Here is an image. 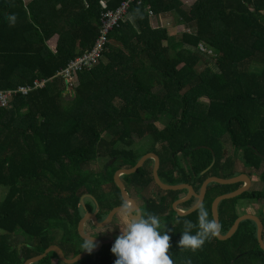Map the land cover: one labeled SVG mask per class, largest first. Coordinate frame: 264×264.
<instances>
[{
    "label": "trees",
    "instance_id": "1",
    "mask_svg": "<svg viewBox=\"0 0 264 264\" xmlns=\"http://www.w3.org/2000/svg\"><path fill=\"white\" fill-rule=\"evenodd\" d=\"M122 1L110 0L109 7ZM99 3L0 0V186L8 189L0 199V264H24L51 245L67 258L84 252L77 226L86 214L102 223L120 206L116 171L134 167L147 153L158 156L164 183L190 184L197 193L211 176L260 171L264 182V0H198L192 7L182 0L134 3L109 35L101 60L67 83L58 72L92 50L99 37ZM166 13L189 30L180 40L162 27ZM55 37L53 52L48 43ZM202 45L211 55L200 51ZM36 80L45 83L19 92ZM10 92L5 106L1 94ZM135 138L150 149L135 148ZM106 158L102 168H90ZM152 167L147 159L121 180L137 205L143 190L155 188L139 212L158 215L161 229H171L173 264H264L251 258L264 251L249 221L228 241L215 236L195 251L179 248L183 221L195 222L197 212L181 217L175 205L189 190H162ZM242 186L208 185L203 204L210 216L215 198ZM197 200L193 196L180 208L188 212ZM250 200L264 206V190L222 201L221 235ZM17 236L24 238L21 246ZM114 239L74 264H113ZM34 264L65 263L51 252Z\"/></svg>",
    "mask_w": 264,
    "mask_h": 264
},
{
    "label": "clouds",
    "instance_id": "2",
    "mask_svg": "<svg viewBox=\"0 0 264 264\" xmlns=\"http://www.w3.org/2000/svg\"><path fill=\"white\" fill-rule=\"evenodd\" d=\"M197 210L196 221L185 219L183 231L177 242L179 248L195 251L204 242L215 237L220 231V224L209 209L199 200L194 203ZM123 226L111 245L114 254L113 264H173L170 248V235L166 225L161 229L158 215L141 214L129 199H123L118 209ZM195 229L193 232L192 230ZM91 236L84 238V250L91 252L95 245ZM187 264H191L190 261Z\"/></svg>",
    "mask_w": 264,
    "mask_h": 264
},
{
    "label": "water",
    "instance_id": "3",
    "mask_svg": "<svg viewBox=\"0 0 264 264\" xmlns=\"http://www.w3.org/2000/svg\"><path fill=\"white\" fill-rule=\"evenodd\" d=\"M147 159H152L154 161V167H152V171H153V177L155 180L156 185L161 188L162 190H183V189H187L189 190V195L187 198L178 201V203L175 205V209L178 212V214L181 217H187L190 216L192 214H194L195 212H197L196 208L188 211V212H181L177 209L178 206L182 205L183 203H186L187 200H189L190 198H192L193 196H195L200 202L204 203V199L206 196V192H207V187L208 185H210L211 183H219L222 185H232V184H236V183H243V186L231 193L228 194H224L221 196H218L217 198H215V200L213 201L212 204V216H214L216 218V220L219 222V214H218V207L219 205L222 203L223 200H227V199H233L236 198L240 195H242L243 193L247 192L250 189L251 186V179L249 176L242 174L239 176H236L234 178H230V179H223V178H219L216 176H211L209 178H207L202 186H201V192L197 193L195 191V188L190 185V184H180V185H169L164 183L158 174L159 171V167H160V160L158 158V156L156 154L153 153H147L145 155H143L138 161L137 164L132 167V168H121L119 170L116 171L115 175H114V180L116 185L118 186V188L121 191V195L123 199H129L131 200L136 209V201L129 195L126 186L124 185L123 181L121 180V177L123 175H130L133 174L135 172H137V170L143 165V163L145 162V160ZM118 208H115L111 211V213L109 214V216L107 217V219L102 222L99 223L96 215L95 214H86L85 217L81 220V222L79 223V226H77V232H79L80 236L84 239L86 236H90L88 234H86L85 232V225L88 222H92V224L96 227V228H106L108 227L114 220V218L117 215H120ZM138 210V209H137ZM139 211V210H138ZM246 221H253L257 224L258 226V242L260 243L261 247H263L264 250V244H263V225H261V223L252 216L249 215H244L242 217H240L233 225V227L231 228V230L227 233V235L223 236L219 233L216 235L218 240H222V241H228L229 239H231L238 231L239 226L241 223L246 222ZM91 241L93 244H95V247L92 249L91 252L89 251H84L80 254H77L75 257L73 258H67L66 255L64 254L63 250L57 246V245H51L49 248H47L45 250V252L39 256L33 257L29 260H27L24 264H34L37 263L41 260H43L48 254H50L51 252H55L59 258L60 261H62L65 264H74L76 262L81 261L82 259H84L86 256L90 255V254H95L97 252H99L103 246V242L94 236L90 237ZM1 244H2V232L0 230V248H1Z\"/></svg>",
    "mask_w": 264,
    "mask_h": 264
},
{
    "label": "built area",
    "instance_id": "4",
    "mask_svg": "<svg viewBox=\"0 0 264 264\" xmlns=\"http://www.w3.org/2000/svg\"><path fill=\"white\" fill-rule=\"evenodd\" d=\"M110 0H100V27H99V37L97 38L95 45L92 50L86 53L84 56L80 57L75 61H71L65 68H62L58 75L62 76L66 82H70L77 72H80L84 68H89L96 65L102 58L105 47L108 43V37L111 33L120 27V24L127 19L128 10L130 7L136 3L138 5L142 4V0H123L121 4L115 9L109 7ZM200 51L203 54L211 55L203 45L200 46ZM44 81L36 80L33 87H20L19 92L22 94H28L30 90L37 87H42ZM9 98H12V93L1 94V99L3 100V105L7 106Z\"/></svg>",
    "mask_w": 264,
    "mask_h": 264
},
{
    "label": "rangeland",
    "instance_id": "5",
    "mask_svg": "<svg viewBox=\"0 0 264 264\" xmlns=\"http://www.w3.org/2000/svg\"><path fill=\"white\" fill-rule=\"evenodd\" d=\"M192 3L194 2V0H190ZM28 2V1H27ZM177 21H178V17L173 14L171 16V19L168 20V26H166L165 24H163V26L167 27L168 30H171V36L175 39H179L181 38L185 32H187L188 30H184L183 27L179 28V25L177 24ZM162 25V23H161ZM49 44V43H48ZM50 47L52 48V43L49 44ZM202 101L206 102L207 101V98H202ZM135 148H139L140 146L143 147V149H150V144L149 143H145V145H143L142 143V140H138V138H135ZM152 148V146H151ZM109 161V159H100L98 160L97 162H95L94 164H91L90 168L91 169H97L98 170V167L102 168L103 166H105V164ZM112 165L114 164V160L111 161ZM183 164H186L183 162ZM114 171H115V168H114ZM259 173L260 171H255V174H253L254 178L252 180V186L254 188H251V190L255 189V188H260L261 187V182L257 179H258V176H259ZM155 191V188L154 187H150V188H146L145 190H143L141 192V196H139V200L137 199V203L138 205L136 204L137 206V209L140 210V205L142 203V198L144 196H147L150 192V191ZM7 191L8 189L4 186H0V199H2L3 196H5L7 194ZM135 197H138V196H135ZM133 198V197H132ZM241 206V209L243 208V210H246L248 212H251L250 210V207H249V201H244V203L240 204ZM177 209L181 212H185L183 211L180 206L177 207ZM245 212L241 211V214H244ZM123 226V221H122V217L121 215H118L116 216V220L115 222L107 229H95L94 227H92L90 225V223L88 222L86 225H85V232L88 234V235H91V236H95L97 238H100V240H102L103 244L105 243H108L110 242L114 237H116L118 234H119V228L118 227H122ZM24 238L22 236H17L15 238V243L17 244V246H21L23 243H24ZM56 261V259H54V262Z\"/></svg>",
    "mask_w": 264,
    "mask_h": 264
},
{
    "label": "flooded vegetation",
    "instance_id": "6",
    "mask_svg": "<svg viewBox=\"0 0 264 264\" xmlns=\"http://www.w3.org/2000/svg\"><path fill=\"white\" fill-rule=\"evenodd\" d=\"M245 175H247V174H245ZM253 178H254V176L250 177V179H251V186H250V189L249 190H251V188H254L252 186L253 185L252 184ZM254 180H255V178H254ZM258 180L259 179H257V181ZM253 190L263 191L264 190V182H261V187L260 188H255ZM249 207L251 209L250 210L251 212H248L246 210H243L245 213L242 214V215H249V216L255 217L261 223V225H263V244H264V206H261V204L257 200H250L249 201ZM249 222H252L254 224L255 229H256V237H257L258 236V226H257V224L255 222H253V221H249ZM90 225H93V224L91 223ZM257 241H258V237H257ZM258 244H259L260 248L263 249V247H261V245H260L259 242H258ZM257 253H259V252H257ZM251 258H257L259 261L264 259L263 255H260V254H255V255L251 256Z\"/></svg>",
    "mask_w": 264,
    "mask_h": 264
},
{
    "label": "crops",
    "instance_id": "7",
    "mask_svg": "<svg viewBox=\"0 0 264 264\" xmlns=\"http://www.w3.org/2000/svg\"><path fill=\"white\" fill-rule=\"evenodd\" d=\"M27 1L29 2V1H31V0H25L26 3H27ZM182 1L184 2V4H185L186 7H192V6H193L198 0H194L193 3H192L190 0H182ZM172 15H173V14L166 13V14H163V15L160 17V23H162V27L167 28V27L163 26V24H165L166 26H168V20L171 19V16H172ZM177 24L179 25V28L183 27L184 30H188L182 22L177 21ZM168 31H169V33H171V30H168ZM188 31H189V30H188ZM188 31H187V32H188ZM185 33H186V32H185ZM185 33H184V34H185ZM179 40H180V38H179ZM57 41H58V37H55V38H53V39L49 42V44L52 43V48H51L50 45L48 44V46L50 47V49H51L53 52H55V50H56ZM239 210H240V215H241V211L243 212V209H239V208H238V210H237L238 213H239ZM242 216H244V215H242ZM242 216H241V217H242Z\"/></svg>",
    "mask_w": 264,
    "mask_h": 264
}]
</instances>
